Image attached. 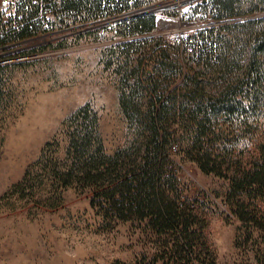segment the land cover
Instances as JSON below:
<instances>
[{"label": "trees", "instance_id": "trees-1", "mask_svg": "<svg viewBox=\"0 0 264 264\" xmlns=\"http://www.w3.org/2000/svg\"><path fill=\"white\" fill-rule=\"evenodd\" d=\"M144 2L135 0V5ZM240 4L239 0H213L210 6L220 20L264 12V0H250L245 13ZM101 7L96 0H59L53 10L62 22L75 24L79 19L95 20ZM155 26L153 16L119 24L112 32L115 37L132 39L108 47L104 56L109 66L118 62L120 108L128 126L122 147L108 154L100 118L87 104L64 122L61 134L45 145L11 195L25 199L37 186L49 182L45 206L55 209L62 203V190H89L91 206L99 211L105 226L114 229L131 224L154 248V258L138 264H217L207 245L200 210L181 189L178 173L183 166L175 160L179 157L204 175L228 182V206L240 225L236 246L250 264H264V146L249 149L247 156H236L235 144L225 142L218 133L227 124L233 128L239 92L251 109L262 105L264 17L210 31L208 52L199 60L181 57L163 40L150 37ZM4 28L0 27V48L31 36L28 28L20 32ZM88 39L102 40L98 32L83 37V41ZM168 50L176 53L177 63ZM186 62L205 69L191 75L192 69L188 72L184 67ZM242 70L244 75H230ZM214 71L222 75H216L215 83H219L207 91L205 77ZM5 76L0 73V121L7 96ZM176 80L182 86L171 90ZM172 119L178 120L175 130ZM62 142L67 146L64 162L56 156Z\"/></svg>", "mask_w": 264, "mask_h": 264}, {"label": "rangeland", "instance_id": "rangeland-1", "mask_svg": "<svg viewBox=\"0 0 264 264\" xmlns=\"http://www.w3.org/2000/svg\"><path fill=\"white\" fill-rule=\"evenodd\" d=\"M211 1L185 0L183 8L182 22L203 24L206 39L212 30L264 17V12H257L220 20L215 17ZM239 1L238 7L245 13L250 0ZM9 17L10 14L3 26L6 31L15 26ZM119 40L122 39L110 33L101 43L75 41L60 51L44 47L37 52L32 47L0 54V73L8 80L0 121V264H138L154 258V248L135 226L124 224L112 229L113 225L103 224L99 211L91 206L93 195L89 190H62V203L55 209L45 206L50 197L49 182L37 186L25 199L11 195L28 168L39 160L45 145L61 134L64 122L87 104L100 118L108 154L125 143L128 126L120 108V86L115 74L118 62L109 66L104 58L107 48ZM168 54L177 63L176 53L168 50ZM184 67L188 72L192 69L191 75L205 69L187 62ZM216 75L222 74L214 71L205 77L207 91L219 83H215ZM230 75L244 73L242 70ZM181 86V81L176 80L171 90ZM243 90L255 95L251 88ZM248 105L239 92L233 128L227 124L218 132L225 142L235 144L234 154L240 157L247 156L249 149L264 146V96L262 105L255 104L253 109ZM170 125L172 130L177 129L178 120L172 119ZM219 125L224 126V122ZM66 147L62 142L56 154L62 162ZM175 160L183 166L178 173L181 189L200 210L207 245L217 264H250L236 246L240 225L228 206V182L204 175L196 165L182 163L179 157Z\"/></svg>", "mask_w": 264, "mask_h": 264}, {"label": "built area", "instance_id": "built-area-1", "mask_svg": "<svg viewBox=\"0 0 264 264\" xmlns=\"http://www.w3.org/2000/svg\"><path fill=\"white\" fill-rule=\"evenodd\" d=\"M101 4L98 18L89 22L66 23L62 22L55 10L54 3L59 0H0V24L10 14L9 21H13V29L20 32L29 29L30 37L23 41L10 43L0 48V54L6 55L21 49L34 47L39 49L48 47L58 51L71 46V43L81 42L83 37L92 32H98L102 40L108 33L128 20L137 17L153 16L155 30L149 36L161 39L176 49L181 57H191L199 60L207 54L206 30L203 24L182 22L185 0H152L139 6L135 0H96ZM206 2V0H201ZM38 30L35 33L34 29ZM132 38L122 39L131 40ZM46 53V52H44Z\"/></svg>", "mask_w": 264, "mask_h": 264}]
</instances>
